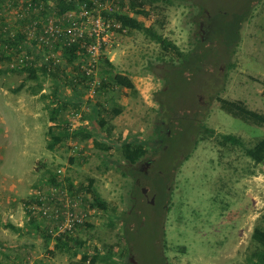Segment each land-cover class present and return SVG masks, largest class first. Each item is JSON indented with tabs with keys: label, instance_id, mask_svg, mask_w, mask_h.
I'll return each instance as SVG.
<instances>
[{
	"label": "rangeland",
	"instance_id": "rangeland-1",
	"mask_svg": "<svg viewBox=\"0 0 264 264\" xmlns=\"http://www.w3.org/2000/svg\"><path fill=\"white\" fill-rule=\"evenodd\" d=\"M74 1L75 10L59 14L56 0H0V264H81L86 250L110 246L124 255L116 264H154L147 183L169 159L152 185L153 249L161 263L256 264L264 253L252 237L257 225L264 226V162L256 163L242 146L221 145L219 135L248 142L264 136V126L233 117L217 97L264 113V0L232 16L224 36L225 16L246 0H140L144 15L131 10L130 0ZM27 6L29 15L20 16L17 10ZM110 9L154 27L189 59L163 55L160 43L139 30L111 29L113 22L102 15ZM99 16L108 36L98 60L83 54L76 61L88 75L80 79L62 56L67 35L45 33L71 28L74 38L78 28H97ZM18 33L26 37L15 47L10 40ZM222 37L192 78L196 63ZM43 64L48 71L38 80L23 71ZM34 88L41 91L34 94ZM63 102L65 109L51 121V108ZM115 107L122 108L119 115ZM66 123L93 137L72 133L48 149L50 126ZM202 124L216 133L201 139ZM94 137L112 148H97ZM136 138L149 152L133 164L122 158L119 144ZM90 182L107 209L92 206L87 190L71 187ZM61 188L84 196V206L75 209L86 212L91 225L73 233L83 244L59 243L63 219L43 217V206H60L52 198L62 197ZM39 191L46 198L31 204L39 207L31 215L27 206Z\"/></svg>",
	"mask_w": 264,
	"mask_h": 264
},
{
	"label": "trees",
	"instance_id": "trees-1",
	"mask_svg": "<svg viewBox=\"0 0 264 264\" xmlns=\"http://www.w3.org/2000/svg\"><path fill=\"white\" fill-rule=\"evenodd\" d=\"M56 9L59 14H65L71 10H75L76 8V2L74 0H56ZM80 2H85L88 6H92V3L90 0H79ZM129 7L132 11H134L136 14L144 15L147 14L146 8L144 7V4L140 2V0H130ZM141 7V8H140ZM106 19H109L113 22V25L111 26V29H117V25H119L120 28L123 29H129V30H139L145 34H147L150 38L156 40L158 43H160L163 55L169 54L170 59L172 60H188V53L181 50L180 47L175 44L171 39L165 37L163 34L158 32L154 27L146 25L143 21H141L138 17L134 15H130L129 13L123 12L119 9H110V10H103L102 14ZM25 35L23 33H18L17 36H13L10 40V43L12 46L18 47L19 42L25 39ZM91 38L90 36L82 35L78 38H76L73 41H70L69 43L62 44V56L66 60L68 64H71L74 66L78 73L79 78H87L88 75L82 71L80 66H76V61L82 57L83 54H89L87 51V46L90 44ZM7 43L6 41L4 44ZM9 48V46H8ZM21 48H18L20 50ZM90 55V54H89ZM86 56V55H85ZM100 57V56H99ZM5 58V55L3 52H0V61ZM102 58V56H101ZM104 58V57H103ZM105 60L107 63H110L108 58L105 57ZM111 66L113 65L110 63ZM48 66L46 64H43L40 69L30 67L27 71L29 73L28 77L29 79L38 80L40 78L39 73H47ZM59 67V65H57ZM81 76V77H80ZM73 80L71 79V84H73ZM106 86V83L103 82V87ZM41 90H38L34 88L32 92L34 94L39 93ZM217 100L219 101L220 108L224 110L225 112L229 113L235 118H238L248 124L255 125V126H264V113L258 112L256 110H253L247 106V104L242 100H230L227 98H223L221 96L217 97ZM66 107V102L60 103L57 106H54L51 108V121H55L58 119V115L62 110H64ZM114 115H119L122 112L121 107H115L114 108ZM102 124V122H101ZM55 126L58 128L55 129ZM201 134L203 133V138L207 136H213L216 132L214 129L209 128L205 124H202L200 126ZM77 134L81 135L83 139H87L90 137H93V134L87 130H71L69 127V124L66 123L64 125L61 124H54L51 125L48 130L49 135V142H48V149H54L56 146L61 144L63 141H65L70 134ZM93 141L95 143V146L101 150L108 151L112 148L111 144H109L107 141L99 140L98 138L94 137ZM219 143L221 145H237L242 146L245 150V153L247 156L252 158L256 163H262L264 162V136L257 137L253 140L246 141L244 138L230 133L220 134L219 135ZM156 146L159 144V142H155ZM119 150L122 155V158L130 163H138L141 160L144 159V157L149 152V146L146 142L141 141L139 139H125L122 141V143L119 144ZM53 183H58L55 178H52L51 180ZM72 188H77L76 190H87L89 193L93 196V203L92 206L96 205L100 208L107 209L108 204L105 200L102 199L100 194L97 192L96 189H94L93 184L90 182L86 185H80L76 187L75 185L71 184ZM67 191L65 188H61L59 194L65 193ZM71 194V192H70ZM38 194L31 197L33 198L28 204L27 208L29 209L28 213L33 215L37 210V206L35 208L31 206L32 203H35L36 201L39 202L42 200L41 198H38ZM34 216H32V222H34ZM43 217H46L43 215ZM263 221H264V215H263ZM89 224L91 225L88 220L85 218L82 222L76 221L71 229H67L64 232L60 233L57 236V240L59 243H61L65 238L75 241L76 244H83L80 242L77 238L73 236V233L78 228H81L82 226ZM9 226L16 228L12 224ZM18 229V228H16ZM47 238H51V235L48 233ZM253 239L259 243L260 245L264 246V226L257 225L253 231L252 234ZM124 256L123 254L117 253L116 250L112 246L107 247L105 251L100 250L99 248L95 247L91 251H85L83 252V255L81 257V264H98V263H105V264H116L117 259ZM259 261L256 262V264H264V253L258 254Z\"/></svg>",
	"mask_w": 264,
	"mask_h": 264
},
{
	"label": "built area",
	"instance_id": "built-area-1",
	"mask_svg": "<svg viewBox=\"0 0 264 264\" xmlns=\"http://www.w3.org/2000/svg\"><path fill=\"white\" fill-rule=\"evenodd\" d=\"M17 12L20 14V16H27L30 13V7H23V9L19 8ZM95 23L97 25V28H94L93 31H86L84 28H78V31L80 32L79 36H76L74 38H69V34L72 32V29L69 28L67 32H63L60 28H55L53 30V33L48 32V29L46 30L48 34L50 33L51 35L53 34L56 37H62L67 35L65 43H69L70 41L75 40L76 38L84 35L90 36L92 38V41L90 44L87 46V51L89 52L90 56L94 58V60L99 59V54L101 51L102 46L104 45V41L106 40V36H108L107 31L105 30L106 24L103 21L102 17L99 16L95 19ZM94 38V41H93ZM55 55V54H54ZM53 56H47L46 59L49 61ZM56 57V55L54 56ZM91 70V69H88ZM38 194V198H46L45 195L41 191L36 192ZM62 197L58 198V200H55L52 198L53 203L55 204L56 201H59L60 206L54 205L53 208H50L49 206H43L41 209L42 213L46 217H51L53 220H58V219H63L62 221V227L63 231L67 229H71L73 224L76 221L82 222L86 217L87 213L86 212H79L75 209L76 206H84V196L79 193V195L76 194H70L68 191H65V193L60 194ZM34 208L35 206L32 205ZM36 210L39 211V207L36 208Z\"/></svg>",
	"mask_w": 264,
	"mask_h": 264
},
{
	"label": "water",
	"instance_id": "water-1",
	"mask_svg": "<svg viewBox=\"0 0 264 264\" xmlns=\"http://www.w3.org/2000/svg\"><path fill=\"white\" fill-rule=\"evenodd\" d=\"M252 2V0H246L245 2H243V4H241L239 7H237L235 10L231 11L229 14H227L225 16V20H224V29H223V36L226 33L227 30V21L234 15L239 14L241 12H243L245 9L248 8V6L250 5V3ZM223 37L219 40V42L217 44H215L212 48H210L201 58L200 60L196 63L193 72H192V78L195 77L196 73L198 72L199 67L201 66L202 62L209 56L211 55L216 49L217 47L220 45L221 41H222ZM169 159L164 165H162V167L159 169V171L148 181L147 183V193H148V199H149V232H150V239H151V252H152V256L154 259V264H162L161 260L157 254V251L153 249V241H154V225H153V218L155 215V210H156V203H155V199L153 196V189H152V185L153 183H155L156 181L161 179L162 173L164 171V169L168 166V164L170 163ZM155 248V247H154Z\"/></svg>",
	"mask_w": 264,
	"mask_h": 264
},
{
	"label": "crops",
	"instance_id": "crops-1",
	"mask_svg": "<svg viewBox=\"0 0 264 264\" xmlns=\"http://www.w3.org/2000/svg\"><path fill=\"white\" fill-rule=\"evenodd\" d=\"M2 147V146H1ZM2 148H0L1 150ZM0 160H4V155L2 154V152L0 151Z\"/></svg>",
	"mask_w": 264,
	"mask_h": 264
}]
</instances>
